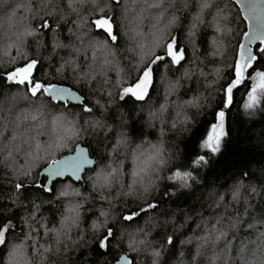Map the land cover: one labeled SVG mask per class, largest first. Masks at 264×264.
I'll list each match as a JSON object with an SVG mask.
<instances>
[{"label": "clouds", "instance_id": "obj_1", "mask_svg": "<svg viewBox=\"0 0 264 264\" xmlns=\"http://www.w3.org/2000/svg\"><path fill=\"white\" fill-rule=\"evenodd\" d=\"M260 6L264 0H259ZM105 14L115 25V39L92 24ZM45 17L56 25L48 37L35 23ZM61 24L67 25L68 41L60 35ZM255 29L251 21L246 32ZM178 33L190 52L186 62L162 64L156 91L135 99L140 103L129 116L119 90L133 75L137 78ZM237 35L230 0H0V69L41 61V66L47 65L46 76L71 79L92 93L93 104L83 119L80 112L48 115L49 106L39 98L35 107L21 108L14 115L0 107L4 112L0 168L17 181L10 195L0 196V201L7 200L13 207L0 213L22 209L17 221L21 232L9 234L15 227L11 220L0 225H7L0 241V264H73L71 254L89 249L93 237L117 223V209L127 207L129 201L143 204L165 185H173L167 189L173 198L203 186L209 160L194 163L201 155L187 158L184 143L210 110L225 111L220 93L226 73L234 66ZM259 55L264 57V50ZM262 69L264 64L252 76ZM257 93L260 102L250 110L243 107L244 115L264 113V88ZM12 95L31 100L20 91ZM133 122L140 129L136 135ZM227 135L226 131L224 140ZM88 136L103 145L100 155L106 158L90 159L93 167L84 178L87 190L84 183L67 181L57 185L51 198L33 194L27 201L22 199L16 187L19 181L30 183L41 164ZM197 168L204 172L198 173ZM249 171L251 178L236 175L219 195L215 189L210 191L214 199L208 210L215 215L203 216L198 210L200 219L192 233L179 237L180 250L167 261L168 250L155 234L170 226L183 232L193 219L185 209L171 205L137 225L119 224L113 247L123 246L126 253L141 256L140 264H264V167L257 170L251 165ZM81 179V175L74 178ZM46 185L44 191L49 192ZM48 205L52 209L45 212ZM182 212L183 219L177 223ZM196 229H202L200 234H195Z\"/></svg>", "mask_w": 264, "mask_h": 264}, {"label": "trees", "instance_id": "obj_2", "mask_svg": "<svg viewBox=\"0 0 264 264\" xmlns=\"http://www.w3.org/2000/svg\"><path fill=\"white\" fill-rule=\"evenodd\" d=\"M230 8L233 13L234 23L237 26L238 35L235 40V51L234 55L237 56L238 46L240 44L243 33L246 31V24L243 21L241 14L237 8V6L230 0ZM45 21L49 25L48 28L44 27ZM36 26L40 28V31L48 37L51 30L56 27L54 21L51 18L45 17L43 21L35 22ZM115 33V25L113 26ZM60 35L63 37L65 41L71 39L67 33V25L61 24L59 26ZM181 34H177V46L179 48L184 49V59L180 62V65H183L188 56L190 55L189 49L185 47L180 42ZM206 35V34H204ZM261 46H257L255 48V55L257 56V60L254 63V68L260 67V65L264 64V57L259 55ZM162 54V53H159ZM168 61H165L166 63ZM41 61H38L36 69L33 73L34 80H38L44 84H56L61 86H67L70 89L76 91L80 96L83 97V103L78 106L71 105L69 103H58L48 99L44 94H38L33 97L27 90L26 85H18L16 83L9 84L7 80V73L14 69H0V107H2L5 111L10 110L11 114L14 115L21 108H30L35 107V102L37 99H42L44 103L49 106L51 110L48 115H51L52 112L56 111H67V112H80L81 119L84 116L88 115L84 111V107H93L92 104V93L88 92L81 86H77L75 83L71 81V79H60L48 77L45 75L48 68L47 65L41 66ZM23 63H18L16 66H22ZM162 64L156 67L153 82L149 86V95H152L157 88V76L159 72V68ZM253 70L250 74L253 73ZM264 70V69H262ZM226 81L222 85V90L220 93V99H224V89L227 86V83L234 78V67L230 68L226 73ZM136 80V76L133 75L128 83H132ZM252 83L246 81L238 90L234 93V99L231 105L225 109V129L228 133L227 138L222 141V150L219 155L214 159L213 153H211L208 149H204L198 147L201 144L202 140L206 138L207 130L210 129L212 123L215 122L214 115L215 112L220 110V107H216L214 110H210L209 113L203 117L202 122L197 127V129L193 132L191 139L185 141L184 143V152L187 158H190L191 155H203L207 160H209V167L206 169L204 174V185L197 186L194 188V191L191 193H179L175 198L168 194L167 189L169 187H173V185H165L164 188L161 189L160 193L156 196H153L149 201L140 204L132 201L128 202L127 207L118 208L117 211L120 212V215L117 219L116 224H109L108 228H112L113 237H111L108 241V247L105 249L99 248V240L102 239L106 234L107 230H104L98 237H93L94 242L91 247L87 250L81 249L79 255L72 253L74 256L73 264H112L119 256L124 254L131 261V264H140L142 260L141 256L132 253H126L123 250V246L120 248H114L113 243L117 239L118 232L117 227L119 224L123 225H137L142 222L148 215L153 212L158 211L160 208L167 207L171 205L172 207H178L181 209H185L187 214L191 215L193 219L188 223L187 227L183 229V232H178L175 229V226H170L167 229H163L158 231L155 234V239H157L158 243L161 245H165L168 250V255L165 257V261L169 257L174 256L180 250V245L178 244L179 237L181 235H187L192 233L193 228L195 227L200 216L197 215L198 210L202 211L203 216L215 215V213H210L208 210V206L210 203V199H214V197H209V193L211 190L215 189L216 195H219V192L228 187V184L231 178H234L236 175L247 174L248 178H251L253 173L249 171V167L251 165H256L257 170L260 167H264V113L255 114V115H244L243 103L247 97V92L251 89ZM14 91H20L22 93H27L31 100L23 99L22 95L13 96L12 93ZM187 93H182V95H186ZM119 95H121V89L119 90ZM118 98V97H117ZM129 112V116L132 115V111L136 107L139 101H136L135 98L130 96H126L123 101L120 102ZM4 112H0V115H3ZM132 132L134 135L140 132V129L137 128L135 122H133ZM81 145L88 149L90 157L92 159L103 160L106 157H102L100 155V148L103 145L97 144V140L92 136L85 137L82 140L74 142L69 149L64 150L57 156L56 158H61L69 153H72L77 145ZM214 159V160H213ZM47 166V162L41 164L36 171L33 173L31 178V182L29 183L28 179H24L19 181L22 185L20 191L23 193L22 199L27 201L33 194H38L41 197L51 198L52 194L56 191L57 185L63 184L67 181H71L72 183H76L70 179L66 180H58L51 184L50 191L45 192L43 186L47 184V180L44 177L40 176V172L43 168ZM92 170H87L81 180L84 183L85 190H87V185L85 183L84 178L86 175ZM198 173L204 172L203 168L195 169ZM17 181L13 180L10 173L6 168H0V196L10 195L15 189L14 185ZM225 200H228V197H225ZM148 203H152L155 207L154 209H149L147 207ZM13 205L7 201H0V209H10ZM260 207L259 205L257 206ZM52 209V205H48L44 211L49 212ZM144 209V211H141ZM222 209H217L219 212ZM22 209H16L12 212H2L0 213V225L4 222L11 220L14 222L15 227L9 229V234L11 233H19L22 231L18 221L19 215ZM135 211L139 213V216L131 222H124L123 215ZM239 211V209H238ZM163 215H169V213L165 212ZM184 212L181 213L180 216H177V223H180L183 219ZM54 218V214H53ZM130 223V224H129ZM211 223V221H210ZM202 229H196L195 234H200ZM171 236V243L168 244L167 237ZM86 252L88 254H86Z\"/></svg>", "mask_w": 264, "mask_h": 264}, {"label": "snow or ice", "instance_id": "obj_3", "mask_svg": "<svg viewBox=\"0 0 264 264\" xmlns=\"http://www.w3.org/2000/svg\"><path fill=\"white\" fill-rule=\"evenodd\" d=\"M244 3V0H241ZM244 9L248 13V19L256 24V29L254 31L246 32L244 34L245 40L239 44V51L237 53L234 62V78L227 84L224 89V99L223 107L227 109L233 99L234 93L239 89V86L246 82V75L249 73L253 62L257 60V56L253 54V50L250 45L259 39L262 44H264V7L258 9L255 3L244 4ZM95 29L98 32L105 33L109 36L113 35V24L107 15H100L92 21ZM44 27L48 28L47 22L44 23ZM264 50V49H262ZM184 49L177 46V41L175 38L170 40L166 47L163 49L162 54H156L151 63L146 65L143 70L138 74L136 80L132 83H128L126 86L121 88V96L125 98L130 96L136 100H142L144 96L149 91V86L153 82V75L155 69L160 64H164L168 61L172 64H178L184 59ZM38 61L30 60L24 63L22 66H18L7 73V80L10 82H15L18 85H26L28 92L33 96L38 94H46L50 96L53 100L68 101L69 99L73 101H80L81 97L70 89L61 87L56 84H44L38 80H34L33 73L36 69ZM252 76V75H251ZM258 88H264V72H256L252 76V86L247 92V97L244 100L243 107L245 110H250L255 107L260 102V96L257 93ZM84 111L88 112L90 109L85 106ZM225 116L226 112L220 110L215 112L214 120L215 122L211 124L210 129L207 130L206 138H204L200 144L201 148L208 149L211 153H216L222 144V141L226 135L225 129ZM59 146V145H58ZM205 156L201 155L196 158L194 163H200L205 161ZM93 162L85 155L84 149L80 148L78 145L74 154L63 156L61 158H56L50 160L47 163V167L44 171L47 176L51 178L63 177L66 175H71L73 178L79 179L81 171L85 165H91ZM185 176L187 173L184 174ZM179 177L180 173H176ZM17 189H21L22 185L17 184ZM44 189L47 188L45 184ZM150 209H154V205L147 206ZM141 211H144L142 209ZM139 216V213L132 211L123 215L124 222H133L135 218ZM130 224V223H129ZM7 225L0 227V241L3 239L4 232ZM114 233L112 228H108L107 234L99 240V248L105 249L108 247V241L113 237ZM171 241V238H170ZM116 264H131V261L126 255H120L119 259L116 260Z\"/></svg>", "mask_w": 264, "mask_h": 264}, {"label": "water", "instance_id": "obj_4", "mask_svg": "<svg viewBox=\"0 0 264 264\" xmlns=\"http://www.w3.org/2000/svg\"><path fill=\"white\" fill-rule=\"evenodd\" d=\"M231 1L237 6V8H238V10H239V12H240V14H241V17H242L243 21H244L245 24H246V31H248V30H249V26H250V24H251V21H249V19H247V15H248V13H247V12L245 11V9H244V4H247V3H255L256 5L259 6V0H244V3H243V4L241 3V0H231ZM260 7H264V6H260ZM246 31H245V32H246ZM242 40H243V36H242V38H241V41H242ZM241 41H240V42H241ZM257 46H261V48H263V47H264V44H262L260 41H255V42L251 45L254 54H255V48H256ZM238 51H239V46H238L237 53H238ZM254 63H255V62H254ZM254 63H253V65H252L251 69L249 70V73L247 74V76H251V75H252V74H250V73H251V71H252L253 68H254ZM247 76H246V81H249V82L252 83V80L247 79ZM8 83H9V84H13V83H15V82H10V81H8ZM242 85H243V84H242ZM242 85H241V86H242ZM59 86H61V85H59ZM241 86H239V88H240ZM61 87H65V88L70 89V88L67 87V86H61ZM70 90H71L72 92H75L78 96H80L76 91H74V90H72V89H70ZM44 95H45L48 99H50V100H52V101H54V102H58V103H69V104L74 105V106H78V105H81V104L83 103V97H82V96H80V97H81V100H80V101H73V100H71V99H69L68 101H62V100H53L50 96H48V95H46V94H44ZM78 146H79L80 148L84 149L85 155H87L89 159H92V158L90 157V154H89L88 149H86L85 147L81 146L80 144H79ZM76 147H77V146H76ZM75 151H76V148L74 149V151H73L72 153H69V154H67V155L74 154ZM67 155H65V156H67ZM62 157H63V156H62ZM46 167H47V166H46ZM46 167H45V168H46ZM92 167H93V166H91V165H85L84 168H83L82 171H81V177L83 178L85 172H86L87 170H90ZM45 168H43V169L41 170V172H40V176L46 178V180H47V184L50 185V186H51L52 183H54V182H56V181H58V180H66V179H70V180H72V181H74V182H76V183H79V182H81V180H82V179H81L80 181H76V180H74V178H73L70 174H69V175H66V176H63V177H56V178H51V179H50V178L47 176V173L44 171ZM122 255H124V254H122ZM112 264H116V261L113 262Z\"/></svg>", "mask_w": 264, "mask_h": 264}]
</instances>
